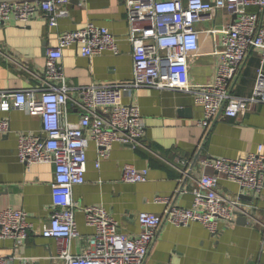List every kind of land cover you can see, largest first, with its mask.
I'll list each match as a JSON object with an SVG mask.
<instances>
[{
  "label": "crops",
  "instance_id": "0c3cea01",
  "mask_svg": "<svg viewBox=\"0 0 264 264\" xmlns=\"http://www.w3.org/2000/svg\"><path fill=\"white\" fill-rule=\"evenodd\" d=\"M18 1L35 0H9ZM63 8L65 14L57 19L56 25H50L41 13L24 25L13 17L0 22V92L40 89L46 51L57 47L59 34L79 30L87 24L106 28L117 39L118 54L103 51L85 58L72 45L62 49L58 61L65 85L70 88L64 119L75 124L81 113L77 89L129 82L132 56L126 41L129 28L123 0H68ZM232 21L233 16L226 10H218L203 15L195 23L200 55L189 64L192 83L213 82L220 64V57L214 52L222 49V40L220 35L206 31L225 28ZM259 66V52L251 51L234 80L233 96L251 95ZM122 103L139 109L145 129L143 146L132 148L115 142L109 156L99 159L95 143L89 140L84 183L72 188V198L78 207L74 218L80 237L71 242V254L82 253L86 239L94 233L85 224L83 207L103 208L118 223L122 234L134 238L139 232L138 214H163L165 205L155 203L154 198H166L179 208L191 207L192 190L204 172L201 160L242 159L255 153L259 146L264 154L262 103L251 105L237 117H226L220 112L209 127L199 126L203 109L186 93L140 89L123 92ZM37 107L32 112L0 110V120L7 119L10 128L7 134H0V210H22L31 224L24 240L0 239V257L10 259L12 264H17L21 257L33 259L37 264H62L57 258L55 240L41 234L52 211L53 164L38 163L26 168L16 152L20 134L40 132ZM97 113L104 115L99 109ZM125 165L147 169V181L123 182ZM205 172L211 173V170ZM217 192L227 199L240 197L254 205L251 213L257 222L236 216L234 223L221 222L215 235L199 223L176 227L164 222L144 264H264V186L260 195L253 197L243 194L237 184L221 178Z\"/></svg>",
  "mask_w": 264,
  "mask_h": 264
},
{
  "label": "built area",
  "instance_id": "2783aa9c",
  "mask_svg": "<svg viewBox=\"0 0 264 264\" xmlns=\"http://www.w3.org/2000/svg\"><path fill=\"white\" fill-rule=\"evenodd\" d=\"M68 0H35L0 2V22L13 17L27 24L35 14H44L50 25L65 14ZM131 47L132 78L129 82L77 89L81 113L77 123L65 121L64 108L68 88L58 61L62 49L76 46L82 57L91 58L103 51L119 53L116 37L106 28L87 24L57 37V47L46 51L44 70L37 90L0 92V110L19 109L32 112L38 106L41 129L38 134L17 137V156L29 168L33 164L50 163L54 167L51 183L52 211L42 228V236L55 240L57 258L62 264H144L160 226L167 222L176 227L199 223L211 234L219 232L221 222L234 223L236 216L257 222L251 211L255 208L240 197L227 199L217 192L221 178L238 185L241 192L258 197L264 186V154L262 147L242 159L205 158L202 172L192 190L190 208H179L166 198L154 202L165 205L162 215L142 212L137 216L139 232L128 238L119 231L118 223L101 207H83L86 226L94 233L86 239L80 254H71L70 244L80 235L74 213L78 209L72 198L73 186L84 183L86 149L89 140L97 147L99 159H106L113 143L132 148L143 146L144 122L137 106L122 103L123 92L140 89L167 90L189 94L203 109L201 127H209L220 112L237 117L253 104H264V0H123ZM252 9L253 11H250ZM226 10L233 21L225 28L206 31L220 35L222 49L214 54L220 64L213 82L194 84L189 79V64L199 53L195 23L203 15ZM257 50L260 66L252 93L247 98L231 94L238 72L251 51ZM36 102L34 99L36 98ZM101 110L103 114L97 113ZM10 131L7 119L0 120V134ZM86 134H89L87 136ZM206 169L211 173L205 172ZM148 170L131 165L122 168L125 183L147 181ZM31 224L26 213L18 209L0 210V239H26ZM0 264H12L0 257ZM17 264H37L21 257Z\"/></svg>",
  "mask_w": 264,
  "mask_h": 264
},
{
  "label": "water",
  "instance_id": "95a60500",
  "mask_svg": "<svg viewBox=\"0 0 264 264\" xmlns=\"http://www.w3.org/2000/svg\"><path fill=\"white\" fill-rule=\"evenodd\" d=\"M0 2H9V0H0Z\"/></svg>",
  "mask_w": 264,
  "mask_h": 264
}]
</instances>
